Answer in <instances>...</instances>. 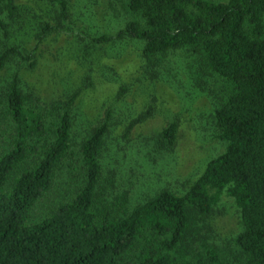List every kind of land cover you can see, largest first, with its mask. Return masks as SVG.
Instances as JSON below:
<instances>
[{"label": "trees", "instance_id": "obj_1", "mask_svg": "<svg viewBox=\"0 0 264 264\" xmlns=\"http://www.w3.org/2000/svg\"><path fill=\"white\" fill-rule=\"evenodd\" d=\"M42 1L57 8L59 26H69V0ZM122 4L128 20L94 41H139L146 70L189 50L198 70L224 83L212 116L225 148L181 193L164 187L129 202L117 167L104 159L108 116L75 148L74 95L46 101L22 82L19 69L34 65L55 25L42 21L30 50L7 44L23 9L0 0V264H264V0ZM13 58L17 68L2 78ZM177 132L173 119L154 134L156 151L171 152ZM222 192L242 226L230 260L203 238Z\"/></svg>", "mask_w": 264, "mask_h": 264}, {"label": "rangeland", "instance_id": "obj_2", "mask_svg": "<svg viewBox=\"0 0 264 264\" xmlns=\"http://www.w3.org/2000/svg\"><path fill=\"white\" fill-rule=\"evenodd\" d=\"M112 1L111 5L110 0H69L71 22L59 26L55 6L17 0L23 10L5 37L7 44L30 50L40 23L48 20L55 25L56 30L38 44L34 65L19 69L24 86L46 101L74 95L75 148L108 116L104 159L117 167L116 184L128 193L129 202L142 201L164 187L181 193L225 148L212 116L226 93L224 83L209 70H198L187 49L169 52L161 64L146 70L139 41H94L103 33L115 34L128 20L122 0ZM15 68L13 58L2 78ZM173 119L178 124L175 146L171 152L158 153L153 136ZM207 223L204 241L215 246L224 260L232 259L237 251L234 238L242 230L233 198L222 192Z\"/></svg>", "mask_w": 264, "mask_h": 264}]
</instances>
